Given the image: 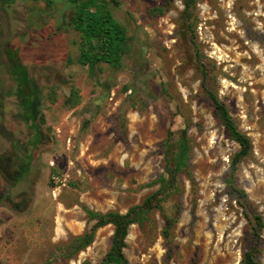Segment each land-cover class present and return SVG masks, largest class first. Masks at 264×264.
<instances>
[{
  "label": "rangeland",
  "instance_id": "obj_1",
  "mask_svg": "<svg viewBox=\"0 0 264 264\" xmlns=\"http://www.w3.org/2000/svg\"><path fill=\"white\" fill-rule=\"evenodd\" d=\"M115 1L132 53L120 71L101 64L93 77L78 63L66 0L0 1V165L14 153L13 171L28 170L12 190L7 177L0 180V264H99L111 225L71 253V240L91 225L85 209L125 214L141 205L165 175L167 135L175 147L183 131L188 167L161 210L129 228L123 253L129 264H240L254 223L224 184L238 146L204 93L181 22L184 2ZM193 15L208 86L251 141L236 178L262 218L257 260L264 264V0H195ZM7 49L36 89L41 140L33 149L37 134L23 118Z\"/></svg>",
  "mask_w": 264,
  "mask_h": 264
},
{
  "label": "trees",
  "instance_id": "obj_2",
  "mask_svg": "<svg viewBox=\"0 0 264 264\" xmlns=\"http://www.w3.org/2000/svg\"><path fill=\"white\" fill-rule=\"evenodd\" d=\"M0 1L7 2L9 5L15 2V0ZM66 2L72 11L69 24L79 35L78 63L87 67L88 74L91 77L94 76V70L99 68L101 64L108 65L114 71H120L123 68V57L129 56L132 53L133 36L129 33L128 28L119 23L113 15V8L118 6V2L115 0H66ZM183 2L184 11L181 22L185 32L190 35L191 43L195 49V63L197 64V71L201 76L204 93L214 108L217 120L224 127L228 137L238 146V151L230 159L224 184L228 194L238 206L244 211L249 209L251 220L254 223L252 228L253 245L244 253L240 264H261L257 260V255L261 245L260 231L263 228L262 218L250 209L247 195L238 187L236 178L239 165L251 154V141L239 130L226 106L208 86V67L201 60V55L193 36L195 0H183ZM157 11L161 12L160 9H157ZM6 53L10 62L11 79L20 95L23 118L26 122L30 123L29 133L35 130L37 134V140L32 146L33 149L41 140L40 130L35 121L36 89L32 87L28 70L21 64L18 53L11 49H7ZM132 89H134V86L124 88L125 91ZM173 146L171 134H168L164 150L165 175H161L157 180L159 184L158 190L147 197L141 205L129 208L125 214L115 212L100 214L85 209L87 224L91 223V225L81 236L71 240L70 248L72 254H77L89 247L93 243L98 229L111 225L113 227V234L110 247L99 264H129L123 253L126 248V238L129 228L133 225L142 227L153 210H161V202L177 189V175L188 167L190 148L185 131L182 132L177 145ZM13 157L14 153L13 156H9L5 160L4 166L0 165V180H7L4 179L7 177L10 190L28 172L26 170L20 176L16 171H13L12 166L18 165L17 160L15 161ZM7 199L5 197V201L8 204ZM2 202L3 199L0 200V204ZM10 206L13 210L19 209L18 204Z\"/></svg>",
  "mask_w": 264,
  "mask_h": 264
},
{
  "label": "crops",
  "instance_id": "obj_3",
  "mask_svg": "<svg viewBox=\"0 0 264 264\" xmlns=\"http://www.w3.org/2000/svg\"><path fill=\"white\" fill-rule=\"evenodd\" d=\"M5 195H6V198H7V195H8V194L6 193ZM1 197H2V196L0 195V200H1ZM1 204H2V203H1Z\"/></svg>",
  "mask_w": 264,
  "mask_h": 264
},
{
  "label": "flooded vegetation",
  "instance_id": "obj_4",
  "mask_svg": "<svg viewBox=\"0 0 264 264\" xmlns=\"http://www.w3.org/2000/svg\"><path fill=\"white\" fill-rule=\"evenodd\" d=\"M2 200V199H1Z\"/></svg>",
  "mask_w": 264,
  "mask_h": 264
}]
</instances>
